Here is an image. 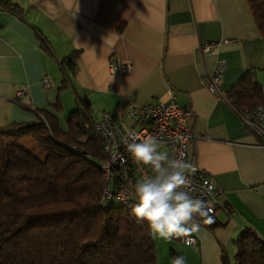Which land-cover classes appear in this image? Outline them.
<instances>
[{
	"label": "crops",
	"instance_id": "crops-1",
	"mask_svg": "<svg viewBox=\"0 0 264 264\" xmlns=\"http://www.w3.org/2000/svg\"><path fill=\"white\" fill-rule=\"evenodd\" d=\"M2 1L22 17L0 7V128L34 122V109L53 112L59 97L60 120L66 98L76 109L74 91L89 100L94 117L110 113L116 119L129 102L142 105L175 93L178 104L194 114L189 164L215 181L221 208L211 226L194 217L200 224L192 235L197 247L154 238L156 264H171L176 256L187 264H223V251L235 264V240L242 232L252 226L264 237V149L227 100L251 72L264 103V39L249 0ZM216 43L218 55L203 53L202 45ZM113 56L130 61L133 71L113 75ZM220 61L226 64L222 97L204 82ZM61 67L68 77L65 89ZM45 77L51 89L43 86ZM23 88L26 95L18 100Z\"/></svg>",
	"mask_w": 264,
	"mask_h": 264
},
{
	"label": "trees",
	"instance_id": "trees-1",
	"mask_svg": "<svg viewBox=\"0 0 264 264\" xmlns=\"http://www.w3.org/2000/svg\"><path fill=\"white\" fill-rule=\"evenodd\" d=\"M249 3L264 39V0ZM0 7L22 17L8 2L0 0ZM43 49L49 52L45 42ZM71 59L66 61L73 70ZM61 72L65 89L68 77ZM74 93L76 109L65 128L56 116L63 110L60 97L53 112L34 109V122L0 128V264H156L147 223L130 215L136 202L105 199L108 157L94 131L89 100ZM227 100L237 112L264 104L254 73L248 72ZM114 174L117 189L121 181ZM235 246V264H264V237L254 227L242 232ZM222 262L230 264L225 251Z\"/></svg>",
	"mask_w": 264,
	"mask_h": 264
},
{
	"label": "built area",
	"instance_id": "built-area-1",
	"mask_svg": "<svg viewBox=\"0 0 264 264\" xmlns=\"http://www.w3.org/2000/svg\"><path fill=\"white\" fill-rule=\"evenodd\" d=\"M219 46V43L205 44L202 45V51L206 55H218ZM109 68L113 75L125 76L133 71V64L113 56L110 59ZM225 68V62L220 61L216 71L204 79L207 89L218 97L223 95L221 88ZM43 86L45 89L52 88L48 77L43 80ZM25 95L24 88L19 90L18 100ZM237 113L243 126L255 135L258 145L264 149V104L245 107ZM193 119V112L178 104L175 93H171L167 100L152 101L142 105L129 102L120 119H116L110 113H103L95 118L94 131L108 157V161L103 165L107 178L105 199L114 198L117 203L128 206L133 201L136 182L153 175L151 168L138 165L133 161L127 151L125 140L129 143L133 140L140 142L148 136H154L161 142V150L167 151L170 158L189 163L190 145L195 139L192 128ZM114 172H117L121 181L117 189H113ZM186 177L187 183L182 190L187 191L193 198L207 201L214 218L221 208L215 181L209 177L197 175L195 169L189 170ZM172 240L197 247V239L194 236Z\"/></svg>",
	"mask_w": 264,
	"mask_h": 264
},
{
	"label": "clouds",
	"instance_id": "clouds-1",
	"mask_svg": "<svg viewBox=\"0 0 264 264\" xmlns=\"http://www.w3.org/2000/svg\"><path fill=\"white\" fill-rule=\"evenodd\" d=\"M125 145L136 164L149 167L153 172L151 177L136 182L137 202L130 213L137 223H147L153 238L191 237L200 231V224L194 220L197 215L205 218L206 224L214 222L208 202L182 190L187 183L186 173L194 170L191 164L170 158L154 136L140 142L125 140ZM171 264H187V261L183 256H176Z\"/></svg>",
	"mask_w": 264,
	"mask_h": 264
},
{
	"label": "rangeland",
	"instance_id": "rangeland-1",
	"mask_svg": "<svg viewBox=\"0 0 264 264\" xmlns=\"http://www.w3.org/2000/svg\"><path fill=\"white\" fill-rule=\"evenodd\" d=\"M67 95H69V94H67ZM70 97H71V94H70ZM65 100H66V106H67L66 109H65V115L60 117V120L62 121L63 126L66 125L65 122H66V119H67L68 115L70 114V112L75 110V107L72 105V101H71V104H69L70 103L69 98H66ZM94 118H97V117H94ZM23 143L25 145H27V147H30V148H32V146H33V144H31L28 141L23 142ZM111 201H113V200H108V202H111ZM160 264H168V262L165 261V262L160 263Z\"/></svg>",
	"mask_w": 264,
	"mask_h": 264
}]
</instances>
